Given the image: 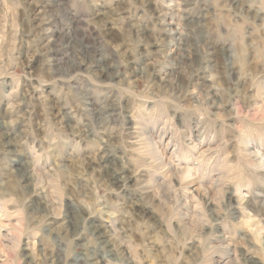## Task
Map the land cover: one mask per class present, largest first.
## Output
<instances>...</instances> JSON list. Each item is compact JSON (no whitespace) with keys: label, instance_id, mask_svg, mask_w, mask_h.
I'll list each match as a JSON object with an SVG mask.
<instances>
[{"label":"rangeland","instance_id":"obj_1","mask_svg":"<svg viewBox=\"0 0 264 264\" xmlns=\"http://www.w3.org/2000/svg\"><path fill=\"white\" fill-rule=\"evenodd\" d=\"M251 263L264 0H0V264Z\"/></svg>","mask_w":264,"mask_h":264},{"label":"bare ground","instance_id":"obj_2","mask_svg":"<svg viewBox=\"0 0 264 264\" xmlns=\"http://www.w3.org/2000/svg\"><path fill=\"white\" fill-rule=\"evenodd\" d=\"M8 139V138H7ZM8 144V143H7ZM105 157V156H104ZM103 157V158H104ZM92 160V159H91ZM109 160V159H108ZM99 161V160H98ZM97 164H99V163H97ZM101 164V163H100ZM104 164V163H103ZM106 164V163H105ZM109 164V163H108ZM103 166V165H102ZM106 166V165H105ZM118 167V166H117ZM18 168V167H17ZM90 169H92V168H90ZM107 169V168H106ZM16 170V169H15ZM18 170H19V168H18ZM117 170H119V169H117ZM108 172V171H107ZM15 173V172H14ZM25 173V172H24ZM27 173V172H26ZM29 174V173H28ZM28 174H26V175H28ZM126 177H127V175H126ZM22 182V181H21ZM210 197V196H209ZM94 229V228H93ZM101 233V232H100ZM106 238V237H105ZM252 264V263H251Z\"/></svg>","mask_w":264,"mask_h":264}]
</instances>
